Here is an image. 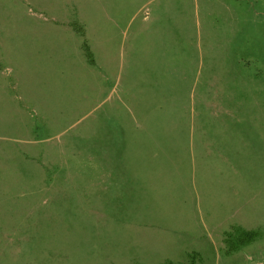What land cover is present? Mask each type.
<instances>
[{"label": "rangeland", "instance_id": "374dc122", "mask_svg": "<svg viewBox=\"0 0 264 264\" xmlns=\"http://www.w3.org/2000/svg\"><path fill=\"white\" fill-rule=\"evenodd\" d=\"M0 264H264V0H0Z\"/></svg>", "mask_w": 264, "mask_h": 264}, {"label": "crops", "instance_id": "0c3cea01", "mask_svg": "<svg viewBox=\"0 0 264 264\" xmlns=\"http://www.w3.org/2000/svg\"><path fill=\"white\" fill-rule=\"evenodd\" d=\"M164 28V26L162 25ZM168 30V29H167ZM166 30V31H167ZM174 41L169 43L166 46L165 44L160 41L156 48L158 50V55L154 57L152 60H146L144 62V66L146 70L142 73V78L145 79V85L151 86L153 83L147 78H156L154 76H150L147 73L148 68H156V72H159L156 76L165 78H174V79H183L181 82L184 84L190 83V80L193 79L195 75V64L196 60L193 58L190 49H188V53H185L183 56L179 54H174V52L170 51L169 49L173 48L171 45H174ZM170 46V47H169ZM171 52V54H170ZM152 71V70H151ZM132 76H135L132 74ZM154 86V85H153ZM152 88H150L151 90Z\"/></svg>", "mask_w": 264, "mask_h": 264}, {"label": "trees", "instance_id": "16d2710c", "mask_svg": "<svg viewBox=\"0 0 264 264\" xmlns=\"http://www.w3.org/2000/svg\"><path fill=\"white\" fill-rule=\"evenodd\" d=\"M248 233H249V234H252V235L256 234L255 231H249Z\"/></svg>", "mask_w": 264, "mask_h": 264}]
</instances>
